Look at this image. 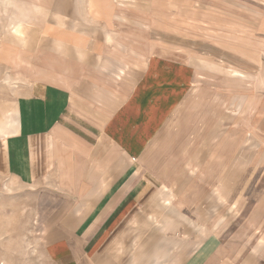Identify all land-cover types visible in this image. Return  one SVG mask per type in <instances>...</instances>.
Segmentation results:
<instances>
[{
    "label": "crops",
    "instance_id": "obj_1",
    "mask_svg": "<svg viewBox=\"0 0 264 264\" xmlns=\"http://www.w3.org/2000/svg\"><path fill=\"white\" fill-rule=\"evenodd\" d=\"M104 20L97 19L102 31L115 24ZM72 35L35 48L37 77L18 97L1 146L10 178L43 200L42 221L67 224L47 244L50 257L56 264H242L220 255L201 225L216 222V192L231 188V151L214 150L222 135L181 127L202 57L165 53L166 44L165 54L136 56L121 40ZM229 52L236 79L255 95L242 93L240 113L253 106L259 126L264 22L254 57Z\"/></svg>",
    "mask_w": 264,
    "mask_h": 264
},
{
    "label": "rangeland",
    "instance_id": "obj_2",
    "mask_svg": "<svg viewBox=\"0 0 264 264\" xmlns=\"http://www.w3.org/2000/svg\"><path fill=\"white\" fill-rule=\"evenodd\" d=\"M112 17L115 24L102 22L106 30L97 26V19ZM261 22L264 0H0V264H56L46 246L67 224L42 221L43 200L10 178L1 146L15 126L18 97L37 77L35 48L45 38L87 31L124 41L136 56L162 53L160 44H166L165 53L202 57L181 127L222 135L214 150H230L232 168L230 190L216 192L222 195L215 202L216 222L201 225L216 238L220 255L264 264V115L257 126L253 106L240 113L239 97L247 92L254 99L253 85L241 86L237 65L224 58L229 51L254 57ZM50 23L70 28L48 31Z\"/></svg>",
    "mask_w": 264,
    "mask_h": 264
}]
</instances>
